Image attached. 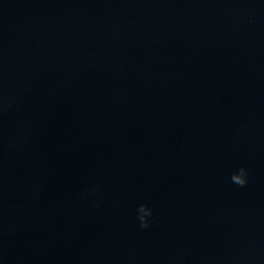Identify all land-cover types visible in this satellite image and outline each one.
<instances>
[{
    "label": "water",
    "instance_id": "obj_1",
    "mask_svg": "<svg viewBox=\"0 0 264 264\" xmlns=\"http://www.w3.org/2000/svg\"><path fill=\"white\" fill-rule=\"evenodd\" d=\"M0 264H264V0H0Z\"/></svg>",
    "mask_w": 264,
    "mask_h": 264
},
{
    "label": "clouds",
    "instance_id": "obj_2",
    "mask_svg": "<svg viewBox=\"0 0 264 264\" xmlns=\"http://www.w3.org/2000/svg\"><path fill=\"white\" fill-rule=\"evenodd\" d=\"M246 170L244 167H241L238 172H234L231 175V180L243 186L246 184ZM138 219L140 221V227L147 228L148 227V217L152 215V210L145 204H140L137 208Z\"/></svg>",
    "mask_w": 264,
    "mask_h": 264
}]
</instances>
